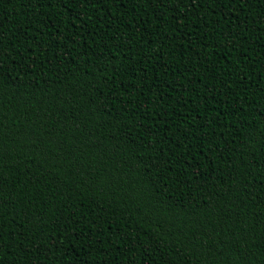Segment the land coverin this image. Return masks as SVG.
<instances>
[{"label": "trees", "instance_id": "obj_1", "mask_svg": "<svg viewBox=\"0 0 264 264\" xmlns=\"http://www.w3.org/2000/svg\"><path fill=\"white\" fill-rule=\"evenodd\" d=\"M0 264H264V0H0Z\"/></svg>", "mask_w": 264, "mask_h": 264}]
</instances>
